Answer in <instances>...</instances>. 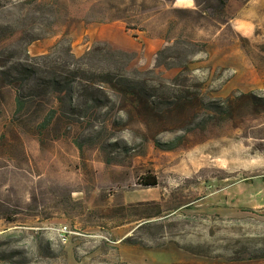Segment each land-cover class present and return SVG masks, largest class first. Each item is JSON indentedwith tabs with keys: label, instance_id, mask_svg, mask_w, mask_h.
<instances>
[{
	"label": "rangeland",
	"instance_id": "1",
	"mask_svg": "<svg viewBox=\"0 0 264 264\" xmlns=\"http://www.w3.org/2000/svg\"><path fill=\"white\" fill-rule=\"evenodd\" d=\"M172 1L0 0V264H264V111L236 100L264 93V28L232 27L243 0H205L202 17ZM89 51L93 68L126 53L130 73L186 75L205 100L235 94L233 109L194 129L151 118L147 131L108 102L80 116L76 93L61 107L36 95V78ZM14 61L38 66L19 114L2 73ZM151 202L160 213L146 217Z\"/></svg>",
	"mask_w": 264,
	"mask_h": 264
},
{
	"label": "trees",
	"instance_id": "2",
	"mask_svg": "<svg viewBox=\"0 0 264 264\" xmlns=\"http://www.w3.org/2000/svg\"><path fill=\"white\" fill-rule=\"evenodd\" d=\"M93 52L95 51L86 53L84 55L86 62L68 69L64 75L52 72L36 78L37 81L34 84L36 95L54 97L59 101L58 105L61 107L63 96L66 93H76L84 105L83 109L78 110L80 116L93 115L97 108L107 105L108 102L112 107L124 111L126 115L133 116L136 125L147 131L151 128L148 124L151 118L157 124L158 119L165 121L171 117L177 121V128L183 127V123H185V127L191 125V129H194L215 117L213 116L215 112L221 115V113H229L230 109H233L235 94L224 99L205 100L202 98L200 90L197 89V83L191 84L194 88L191 90L185 83L180 82L181 79L187 80L186 75L180 74L172 79H165L151 70H135L130 73L128 71L129 57L126 58V53H119L120 57L116 59L115 66L93 68L87 61V58L89 60L94 54ZM36 67L38 66L35 63L14 61L11 70L2 71L6 77V83L13 84L17 91L15 114L22 112L27 104L23 95L25 89L23 84L36 73ZM238 95L236 100H249L253 111H264V93L239 92ZM56 114L57 110L52 105L47 109L43 118L37 120L36 125L41 130L47 128ZM121 120L117 123L119 124ZM104 124L105 122H103ZM149 138L161 147H171L169 143H160L156 139L155 133L147 132L142 139L144 141ZM145 183L146 185H155L156 181L153 179ZM151 204L155 205L157 212L146 217L160 213V204L158 202H151Z\"/></svg>",
	"mask_w": 264,
	"mask_h": 264
},
{
	"label": "crops",
	"instance_id": "3",
	"mask_svg": "<svg viewBox=\"0 0 264 264\" xmlns=\"http://www.w3.org/2000/svg\"><path fill=\"white\" fill-rule=\"evenodd\" d=\"M243 4L237 9L234 15L229 16L232 27L241 34H253L256 27L264 28V0H243ZM205 0H173L172 7L187 9L203 16L205 11L202 8ZM256 20H261L259 23ZM109 43L113 44L110 40ZM147 43L162 45L161 40H148ZM124 49V48H123Z\"/></svg>",
	"mask_w": 264,
	"mask_h": 264
},
{
	"label": "built area",
	"instance_id": "4",
	"mask_svg": "<svg viewBox=\"0 0 264 264\" xmlns=\"http://www.w3.org/2000/svg\"><path fill=\"white\" fill-rule=\"evenodd\" d=\"M58 235L62 241L66 240L68 235L72 232L66 225L57 228Z\"/></svg>",
	"mask_w": 264,
	"mask_h": 264
}]
</instances>
